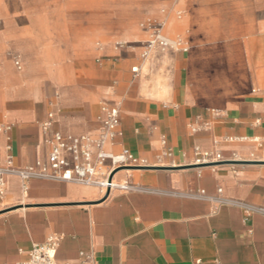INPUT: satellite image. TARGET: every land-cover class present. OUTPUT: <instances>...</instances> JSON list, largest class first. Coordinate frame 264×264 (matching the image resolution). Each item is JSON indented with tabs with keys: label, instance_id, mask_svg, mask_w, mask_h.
<instances>
[{
	"label": "crops",
	"instance_id": "0c3cea01",
	"mask_svg": "<svg viewBox=\"0 0 264 264\" xmlns=\"http://www.w3.org/2000/svg\"><path fill=\"white\" fill-rule=\"evenodd\" d=\"M182 7L186 27L175 37L187 52L156 50L147 60L142 46L113 47L142 31L105 28L108 41L98 47L60 33L52 46L46 31L9 29L3 20L0 123L11 130L0 136V156L9 145L14 165L26 168L46 159L52 132L95 138L106 104L120 111L119 136L106 151L126 150L135 162L112 176L131 188L104 198L94 187L36 179L24 194L17 177L7 178L0 264L26 260L51 235L58 264H84L80 253L92 264H264V219L245 218L240 207H264V0H140L137 14ZM36 33L48 47H30L28 58L46 72L5 91L7 69L20 70L10 54L22 63L15 38L35 41ZM215 151L224 162L198 164L196 152ZM218 189L224 205L213 200Z\"/></svg>",
	"mask_w": 264,
	"mask_h": 264
},
{
	"label": "built area",
	"instance_id": "2783aa9c",
	"mask_svg": "<svg viewBox=\"0 0 264 264\" xmlns=\"http://www.w3.org/2000/svg\"><path fill=\"white\" fill-rule=\"evenodd\" d=\"M151 30L149 40L142 45L140 58L147 60L153 52L175 51L187 52L188 45L180 37L169 38L163 32L164 25L161 22H152L148 25ZM19 68V62H14ZM133 74H137L138 69H131ZM102 112L105 118L99 135L95 138L89 136H64L59 132H52L47 140L49 151L44 161H35L33 165L26 168H18L14 165L12 149L7 145L3 157L0 156V198L6 191V179L17 177L22 183V192H27L28 182L31 180H45L57 183H72L87 187H94L98 190L102 198L115 189L128 190V185H119L112 180L115 170L132 166L135 162L133 156L126 150L114 155L106 151L108 144H114V140L119 136V115L118 106L103 105ZM52 114L47 115V119L42 123L41 128L44 133H48L52 128ZM11 130V125L0 123V136ZM198 164L210 165L224 162L219 151L213 153L196 152ZM108 163V164H107ZM102 169V170H101ZM221 190H217V196L213 198L219 205H224L225 201L219 195ZM200 197H206L203 191L199 192ZM245 218L251 214L261 215L264 219V207L240 205ZM59 246V238L51 235L44 243L32 245L26 260L18 264H58L56 253ZM84 264H92L91 257L80 253Z\"/></svg>",
	"mask_w": 264,
	"mask_h": 264
},
{
	"label": "rangeland",
	"instance_id": "374dc122",
	"mask_svg": "<svg viewBox=\"0 0 264 264\" xmlns=\"http://www.w3.org/2000/svg\"><path fill=\"white\" fill-rule=\"evenodd\" d=\"M178 1L184 3L187 0ZM139 2L140 0H0V31L4 30V20L8 22L9 29L46 31L50 35L49 41L54 42L52 46H56L57 39L55 37L61 33L65 36L64 40H76L82 36L89 37L93 40L94 45L98 47L97 44H104L108 41L105 28L117 31L120 27H127L134 32L142 31L144 38L133 39L129 44L119 46H114V41L113 47L133 48L142 46L149 40L151 34L150 27L147 26L149 23H163V32L169 38H174L177 33L183 31L186 27L183 12H181L183 7L174 9L171 14L164 10L161 12V17H142L137 14ZM168 14L169 17H167ZM172 20L176 24L169 31V24ZM33 33L35 34V32ZM33 33L31 34L34 35ZM35 37L38 38L35 41L15 38L12 48L14 47L18 55L21 56L22 63L19 64L20 70L17 69L19 70L17 74L10 68L7 69V79L5 84L2 85V87H5V91L10 92L14 87H29L37 82L34 74L39 69L46 72V69L38 62L28 58L30 47L36 49L39 46L43 49L48 47L45 44L38 43L40 41L38 33ZM39 51L41 52V50ZM16 56L10 54L13 67L15 61L19 62ZM26 73L29 74L26 75ZM118 183H123V180Z\"/></svg>",
	"mask_w": 264,
	"mask_h": 264
},
{
	"label": "bare ground",
	"instance_id": "6f19581e",
	"mask_svg": "<svg viewBox=\"0 0 264 264\" xmlns=\"http://www.w3.org/2000/svg\"><path fill=\"white\" fill-rule=\"evenodd\" d=\"M148 26V25H147ZM150 37V36H149ZM18 59H19V62H20V57L19 56H16ZM15 61V60H14ZM171 68V67H170ZM18 69H20V66H19V68ZM29 73H26V75H28ZM166 93V92H165ZM166 101H167V99H166ZM119 173V172H118Z\"/></svg>",
	"mask_w": 264,
	"mask_h": 264
}]
</instances>
